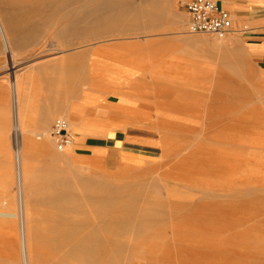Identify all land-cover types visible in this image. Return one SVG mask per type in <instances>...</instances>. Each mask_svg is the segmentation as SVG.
<instances>
[{"label":"rangeland","instance_id":"374dc122","mask_svg":"<svg viewBox=\"0 0 264 264\" xmlns=\"http://www.w3.org/2000/svg\"><path fill=\"white\" fill-rule=\"evenodd\" d=\"M187 1L0 0L13 50L0 32V212L19 204L12 84L59 56L92 97L66 150L25 133L32 264H264V62L238 32L190 33ZM88 136L103 159L77 140ZM196 207L216 226L181 225ZM18 219L0 217V264H25Z\"/></svg>","mask_w":264,"mask_h":264},{"label":"crops","instance_id":"0c3cea01","mask_svg":"<svg viewBox=\"0 0 264 264\" xmlns=\"http://www.w3.org/2000/svg\"><path fill=\"white\" fill-rule=\"evenodd\" d=\"M216 1L230 12L233 25L236 23V27H233L231 32H238L239 35L236 33V36L242 38L241 42L247 48L249 54L254 59L264 62V0ZM237 29L239 30L237 31ZM0 32H2L8 52L13 53L10 38L6 35L1 16ZM57 57L59 56L30 65L23 72L20 79L17 78V83L12 84L17 99L16 103L19 105L22 114L23 129H21V126L19 127L21 134L22 132L24 134L23 138L21 137L22 141H29L25 133H32V130L41 131L42 129L47 131L61 117L66 118L68 121L72 120V124L77 127V130L80 129V126L83 127L89 124L86 121V115L87 110L91 108L84 105L88 100H92V97L91 95H89L90 98L87 97L85 92L78 94L76 66L69 64L68 60L63 62L61 58L57 59ZM229 69H232V66H229ZM230 75L245 76L244 74L232 72ZM98 78L102 79L103 84H108L107 79ZM106 94L101 93L97 97L101 100L104 99L103 97ZM106 96L108 98L109 95ZM96 124L100 125L102 122ZM0 128L2 130L4 124ZM77 140L87 150L91 148L90 150L94 152V159H103V152L99 149L102 146L98 144L102 139L88 136L78 137ZM86 176L89 177V175ZM191 209L183 212L182 217L179 219V222H182L181 225L187 227L186 224L190 222L189 212Z\"/></svg>","mask_w":264,"mask_h":264},{"label":"bare ground","instance_id":"6f19581e","mask_svg":"<svg viewBox=\"0 0 264 264\" xmlns=\"http://www.w3.org/2000/svg\"><path fill=\"white\" fill-rule=\"evenodd\" d=\"M81 10V9H80ZM79 10V11H80ZM75 14L77 12H74ZM73 13V14H74ZM79 13V12H78ZM68 15V14H67ZM69 16V15H68ZM66 16V17H68ZM72 17V16H71ZM62 18V19H61ZM59 19H61L62 21L65 19L63 17H61ZM69 18V17H68ZM67 21V20H66ZM57 22V20H56ZM63 23V22H62ZM61 24V23H60ZM2 33V32H1ZM4 33V32H3ZM6 35H8L6 33ZM3 37V36H2ZM9 37V36H7ZM4 38V37H3ZM9 41V40H8ZM7 42V41H6ZM10 49V48H9ZM12 53V52H11ZM7 64V63H6ZM12 65L15 66L14 63H12ZM11 65V69L13 70V68H16V67H12ZM9 66V65H8ZM17 80V79H16ZM15 81V80H14ZM16 82V81H15ZM14 82V83H15ZM17 83V82H16ZM14 85V84H13ZM16 89V88H15ZM17 90V89H16ZM17 100V99H16ZM35 132V131H34ZM38 132H41L42 136L41 138L39 139H49L47 142H52L53 138L51 137V129H49L48 131H38ZM30 140V139H29ZM55 142V141H54ZM31 145V143L29 141H24L23 143L20 144V147L17 149V153L15 154L16 155V179H17V197H18V212L17 213H5V212H0V217L1 218H11V217H17L21 220V232H22V246H23V251H24V256H25V264H32L31 263V259H30V245L28 244V239H27V222L29 221V218H28V214H27V206H26V195H27V192H26V189H27V180H26V176H25V157H26V154L24 151L27 147H29ZM43 148H49V144H45L42 146ZM55 157H60L61 155L58 154L57 152H55V154L53 155ZM99 160V159H98ZM73 170L69 172V175H68V178L70 180H72L74 183H77L79 181H84V178H85V175H83L82 177H80V179H77V178H73ZM72 176V177H71ZM72 178V179H71ZM215 204V203H214ZM219 204V203H218ZM226 204V203H225ZM228 204V203H227ZM236 204V203H235ZM242 205V203H240ZM211 205V204H210ZM234 205V204H232ZM243 206V205H242ZM246 206V205H245ZM220 207V206H219ZM227 207V206H225ZM231 207V206H230ZM235 207H237V205H235ZM206 209V208H205ZM202 210V207L201 209L196 207V208H193L191 209V211L189 212V216H190V219H189V223H187V227H193V228H203V229H211V226H216L215 224L213 225V222L211 220V213L209 210ZM237 209V208H236ZM249 211V210H248ZM219 213V212H218ZM224 213V212H223ZM226 213V212H225ZM237 213V212H236ZM215 214V213H214ZM234 214V213H233ZM232 214V215H233ZM240 214V213H239ZM259 214V213H258ZM231 216V215H230ZM229 216V217H230ZM239 216V215H238ZM242 216V215H241ZM260 216V215H259ZM244 217L246 218V214H244ZM187 218V217H186ZM227 218V217H225ZM248 218V216H247ZM18 219V220H19ZM220 220V219H219ZM223 221V220H222ZM245 221V220H244ZM226 222V221H225ZM223 223V222H222ZM239 223V220L236 219H232V220H229L228 224L230 227H228V229H231L233 227H235L236 224ZM218 224V223H217ZM224 224V223H223ZM223 224L221 225V227L223 228ZM244 224V223H243ZM239 225V224H238ZM241 226V225H240ZM247 226V225H246ZM209 227V229H208ZM220 227V226H219ZM244 227V226H243ZM199 230V229H198ZM215 230V229H213ZM212 230V231H213ZM258 230V229H257ZM219 231V230H218ZM230 231V230H229ZM258 233V232H257ZM224 235V234H223ZM259 235V233L257 234ZM258 238V237H256Z\"/></svg>","mask_w":264,"mask_h":264},{"label":"built area","instance_id":"2783aa9c","mask_svg":"<svg viewBox=\"0 0 264 264\" xmlns=\"http://www.w3.org/2000/svg\"><path fill=\"white\" fill-rule=\"evenodd\" d=\"M185 7L189 15L190 33H210L222 38L232 31L233 20L230 12L216 0H189ZM50 134L59 151H64L74 144V138L70 134V122L66 118H58Z\"/></svg>","mask_w":264,"mask_h":264}]
</instances>
